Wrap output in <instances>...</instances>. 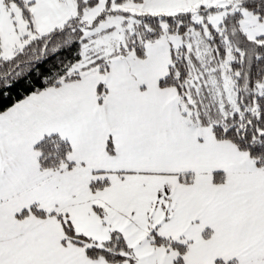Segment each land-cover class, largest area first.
<instances>
[{
    "label": "snow or ice",
    "instance_id": "6c2138e0",
    "mask_svg": "<svg viewBox=\"0 0 264 264\" xmlns=\"http://www.w3.org/2000/svg\"><path fill=\"white\" fill-rule=\"evenodd\" d=\"M0 264H264V0H0Z\"/></svg>",
    "mask_w": 264,
    "mask_h": 264
}]
</instances>
